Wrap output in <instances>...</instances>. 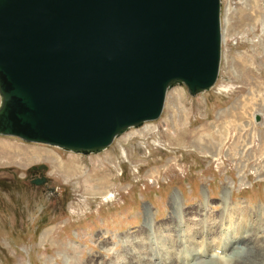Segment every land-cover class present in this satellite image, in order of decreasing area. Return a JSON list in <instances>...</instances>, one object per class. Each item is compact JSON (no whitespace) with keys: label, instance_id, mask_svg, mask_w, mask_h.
Returning <instances> with one entry per match:
<instances>
[{"label":"rangeland","instance_id":"obj_1","mask_svg":"<svg viewBox=\"0 0 264 264\" xmlns=\"http://www.w3.org/2000/svg\"><path fill=\"white\" fill-rule=\"evenodd\" d=\"M220 30L214 84L170 88L158 118L102 152L0 136V264H164L161 241L169 264L206 263L189 260L190 235L200 255L222 249L210 264L264 250V0H220ZM247 223L251 247L225 257V235Z\"/></svg>","mask_w":264,"mask_h":264},{"label":"water","instance_id":"obj_2","mask_svg":"<svg viewBox=\"0 0 264 264\" xmlns=\"http://www.w3.org/2000/svg\"><path fill=\"white\" fill-rule=\"evenodd\" d=\"M219 14L220 0H0V136L104 151L170 88L214 84Z\"/></svg>","mask_w":264,"mask_h":264},{"label":"bare ground","instance_id":"obj_3","mask_svg":"<svg viewBox=\"0 0 264 264\" xmlns=\"http://www.w3.org/2000/svg\"><path fill=\"white\" fill-rule=\"evenodd\" d=\"M151 130H153V128H151V126H145L144 127V131H146V132H149V131H151ZM141 132H133V133H131V132H129L128 133V135L127 136H133L134 134H140ZM125 134V133H124ZM127 136H125V137H127ZM124 137V138H125ZM1 152L3 153V154H5L4 153V150L2 151L1 150ZM111 155H112V153H110V152H108V153H106L104 156L105 157H108V158H111ZM15 157L17 156V157H20V161H21V163H23V161L24 160H26V157L28 158V156H26V155H22V156H20V155H18L17 153L14 155ZM26 156V157H25ZM98 159L97 160H102L104 157H97ZM94 162H97L96 161V159H94L93 160ZM225 192V191H224ZM173 199H174V197H173ZM175 204H176V202H174ZM226 203V202H225ZM175 212V211H174ZM180 214V213H179ZM171 215V214H170ZM149 216H151L150 215V213L148 212V217ZM182 216H181V214L179 215V219L181 218ZM150 219H148L146 222H145V225L147 226V227H149V228H151L152 227V222H151V217H149ZM174 218V217H173ZM197 221V220H196ZM195 221V222H196ZM234 221V220H233ZM226 223V222H225ZM228 223V228H226V230H227V234H228V231H229V227L231 226V222L230 221H228L227 222ZM212 225H214L213 224V222H209L208 223V232H210L211 233V229H209V228H212L213 226ZM226 226V225H225ZM250 227H251V224L250 223H247V228L246 229H244L243 231L241 230L240 232H235V231H233V234L232 235H225V243H224V246H223V250L225 251V253H226V255H225V257H227V256H233V255H235V253H236V249L235 248H238V249H245V248H249V247H251V245H252V241L250 240L251 238L248 236L249 235V230H250ZM152 229V228H151ZM193 228H189L188 229V231L190 232V233H193L195 230H192ZM152 231V230H151ZM155 231V230H154ZM164 234L165 233H163V237H164ZM250 238V239H249ZM195 239V235H190V236H188V243H189V248H188V253H187V256H188V258H189V260H191V262L193 261V262H195L196 260H197V258L195 257V256H197V257H203V258H205V260L208 262H206V263H204V264H210L209 262H215V260L213 261L212 259H214V258H220V257H215V256H213V253H215L216 254V252H215V249L213 248V246H212V248L210 249V247L208 248L209 250L207 251L206 250V253H203V255H200V250L199 249H197V250H195V246L193 245L195 242L193 241ZM132 245V244H131ZM192 245H193V247H192ZM250 245V246H249ZM259 247V246H258ZM262 247V246H261ZM168 248V246H167V244L165 243V241H161V243H160V247H159V252H160V250H161V252H162V255H163V257H164V264H169V262H168V259H167V255L165 254V250ZM263 248V247H262ZM205 249H207V248H205ZM204 249V250H205ZM137 252H139V250L133 245V247L132 248H130L129 249V253L130 254H132V255H134V254H137ZM223 251L221 250V253H222ZM244 252V251H243ZM220 253V254H221ZM223 254H224V252H223ZM245 254V253H244ZM248 254H250V253H248ZM248 254H246V255H248ZM240 255V254H239ZM250 256V255H249ZM224 257V256H223ZM141 258V257H140ZM188 260V261H189ZM211 260V261H210ZM241 261H243V260H241ZM192 262V263H193ZM240 262V261H239ZM143 263V262H142ZM194 264V263H193ZM242 264H264V250H261V249H259V250H257L256 251V253L255 252H252V254H251V256L249 257V258H246L245 259V261L242 263Z\"/></svg>","mask_w":264,"mask_h":264},{"label":"flooded vegetation","instance_id":"obj_4","mask_svg":"<svg viewBox=\"0 0 264 264\" xmlns=\"http://www.w3.org/2000/svg\"><path fill=\"white\" fill-rule=\"evenodd\" d=\"M35 173H36V171H33V170L31 171V174H32V175H34ZM37 173H38V172H37Z\"/></svg>","mask_w":264,"mask_h":264},{"label":"clouds","instance_id":"obj_5","mask_svg":"<svg viewBox=\"0 0 264 264\" xmlns=\"http://www.w3.org/2000/svg\"><path fill=\"white\" fill-rule=\"evenodd\" d=\"M213 256H215V253H213Z\"/></svg>","mask_w":264,"mask_h":264}]
</instances>
